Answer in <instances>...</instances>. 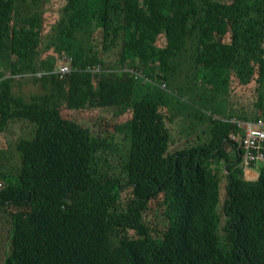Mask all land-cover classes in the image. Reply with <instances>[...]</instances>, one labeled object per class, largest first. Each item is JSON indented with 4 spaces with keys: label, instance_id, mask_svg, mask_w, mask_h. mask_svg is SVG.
<instances>
[{
    "label": "trees",
    "instance_id": "trees-1",
    "mask_svg": "<svg viewBox=\"0 0 264 264\" xmlns=\"http://www.w3.org/2000/svg\"><path fill=\"white\" fill-rule=\"evenodd\" d=\"M63 55L68 73H42ZM26 74L28 98L13 90ZM88 107L130 121L126 139L63 114ZM261 118L264 0H0V163L1 133L34 125L15 173L0 168V264H264V166L245 180L230 140Z\"/></svg>",
    "mask_w": 264,
    "mask_h": 264
},
{
    "label": "rangeland",
    "instance_id": "rangeland-1",
    "mask_svg": "<svg viewBox=\"0 0 264 264\" xmlns=\"http://www.w3.org/2000/svg\"><path fill=\"white\" fill-rule=\"evenodd\" d=\"M46 31V30H45ZM44 31V32H45ZM51 31L48 30L47 33L43 35L42 40V48H45L49 40L51 38ZM52 53H44L42 52L41 57H50L52 58ZM112 57V58H111ZM110 60H115L114 56H110ZM13 90L15 93L23 95L24 97L28 98L31 94L36 93L39 91L38 85L33 82L29 78H22L20 80H15ZM233 101L238 106H245L246 114L252 115L257 113V101L255 100H249L248 102H243L240 99H238L235 95L232 97ZM228 100V98H227ZM96 110V111H92ZM63 114L67 117H73L74 120L77 122L85 123L90 129L92 130L93 134H102L101 126L102 127H109L112 130L116 131L117 137L119 141H124L126 138V134L123 133V131L130 128V121H121L117 124L106 122L107 120L105 118H112V115H110L106 110H102L101 108H86V109H74L72 111L63 110ZM118 126L120 128V131L117 130ZM34 129V125L24 121H15L13 124L9 127V129L6 132H2V139L6 140L8 142V154L5 156L4 160L0 163V168L6 171L7 173H15L16 168L18 166L17 159L18 154L16 153L15 145L17 140L21 136H31L32 130ZM186 132V131H185ZM196 135V134H194ZM173 142L170 147V152H174L178 149H181L184 147L185 140L182 139L178 135V128L173 125ZM184 137H187L186 135ZM196 139L195 136H191ZM191 138V139H193ZM120 153L114 149L113 150H107L103 155L102 158L104 166H106L107 170H111L114 167L118 166V160H119ZM221 208V206H220ZM145 219L148 220L152 224V219H154L152 213H146ZM223 224V223H222ZM11 227V221L10 216L7 211H4L3 208H0V255L7 250L8 245L6 241V237L8 235L9 229Z\"/></svg>",
    "mask_w": 264,
    "mask_h": 264
},
{
    "label": "clouds",
    "instance_id": "clouds-1",
    "mask_svg": "<svg viewBox=\"0 0 264 264\" xmlns=\"http://www.w3.org/2000/svg\"><path fill=\"white\" fill-rule=\"evenodd\" d=\"M62 57H60V58H62ZM60 58H58V61ZM68 58H70V57H68ZM71 67H72V65L70 64V69H71ZM124 70H125V68H124ZM68 72H66V73H68ZM129 72L133 73L134 71L129 70ZM42 73H57L60 76H63L66 74V73H64L63 75L59 74L57 72V67L54 70H46V71H43ZM37 74H39V73H33L32 76H35ZM27 75L28 74L24 75V77ZM138 76H140V74L137 73V77ZM237 123H238V126L244 130L245 139L243 140V143H242L241 132H239L236 135L232 134L230 136V140H232L236 143H239L240 147L242 145V148L244 150V156H242V161L240 163V169L242 170L244 179L245 180H255L258 176V167L264 166V138L254 139L252 136L255 134V132L257 130L264 133V118H261V119L257 120L256 122L238 120ZM251 139L256 140L257 143L259 144L260 148L256 149V150H251L249 148V155H247L246 142H248ZM228 151L231 152L232 151L231 148H229ZM251 162H253V164H250Z\"/></svg>",
    "mask_w": 264,
    "mask_h": 264
},
{
    "label": "built area",
    "instance_id": "built-area-1",
    "mask_svg": "<svg viewBox=\"0 0 264 264\" xmlns=\"http://www.w3.org/2000/svg\"><path fill=\"white\" fill-rule=\"evenodd\" d=\"M70 60L71 58H67L65 56H63L62 58L59 59L58 61V66H57V72L61 75H63L64 73L68 72L70 70ZM254 139L256 138H264V133L261 131H256L255 134L252 136ZM251 139L248 142H246V148H247V155H249V148L251 150H256L259 149L260 146L257 143L256 140Z\"/></svg>",
    "mask_w": 264,
    "mask_h": 264
}]
</instances>
